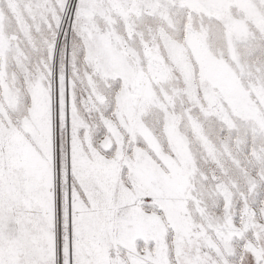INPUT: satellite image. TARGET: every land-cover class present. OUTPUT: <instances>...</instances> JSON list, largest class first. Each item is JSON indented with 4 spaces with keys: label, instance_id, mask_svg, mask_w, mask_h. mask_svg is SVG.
<instances>
[{
    "label": "snow or ice",
    "instance_id": "1",
    "mask_svg": "<svg viewBox=\"0 0 264 264\" xmlns=\"http://www.w3.org/2000/svg\"><path fill=\"white\" fill-rule=\"evenodd\" d=\"M0 264H264V0H0Z\"/></svg>",
    "mask_w": 264,
    "mask_h": 264
}]
</instances>
